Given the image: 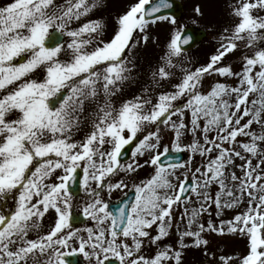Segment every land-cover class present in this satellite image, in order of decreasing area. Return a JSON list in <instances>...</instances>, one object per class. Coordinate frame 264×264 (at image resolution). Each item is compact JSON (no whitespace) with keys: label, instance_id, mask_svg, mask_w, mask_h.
I'll return each instance as SVG.
<instances>
[{"label":"snow or ice","instance_id":"6c2138e0","mask_svg":"<svg viewBox=\"0 0 264 264\" xmlns=\"http://www.w3.org/2000/svg\"><path fill=\"white\" fill-rule=\"evenodd\" d=\"M99 6L101 0H11L0 7V200L13 203L7 212L0 209V264H76L70 258L81 254L88 264H182L190 246L185 238H193L191 246H207L204 233L225 230L245 237L248 252L221 256L222 264H264V0L231 5L237 22L224 28L210 61L194 68L185 66L183 54L195 34L166 14L170 0H137L116 18L107 40L102 19L73 27ZM158 22L172 31L150 83L117 105L114 98L133 79L135 50L147 44ZM241 45L247 50L242 70L222 65ZM40 70L43 78H34ZM177 71L179 82L164 89ZM213 73L239 83L217 82L204 94V77ZM253 93L257 98L249 101ZM134 141L131 162L122 164ZM184 151L198 154L201 163L169 159ZM145 167L152 171L137 178ZM76 186L86 194L82 214L94 227H74ZM125 189L134 193L132 200L112 210L111 194ZM245 197L243 213L219 225L202 221L213 205L219 217ZM46 215L52 222L44 231ZM174 220L179 247L161 248ZM151 245L157 253L145 255Z\"/></svg>","mask_w":264,"mask_h":264},{"label":"rangeland","instance_id":"374dc122","mask_svg":"<svg viewBox=\"0 0 264 264\" xmlns=\"http://www.w3.org/2000/svg\"><path fill=\"white\" fill-rule=\"evenodd\" d=\"M183 5L184 13L181 19L178 20V25L183 30L184 28L193 26L196 29L203 30L207 33L206 39L201 42L194 50L183 54L186 58L185 66L189 68L199 67L201 65H206L210 61V57L216 54L217 48L219 47L220 40L219 37L222 34L224 28H231L236 22L237 18L233 16L231 5L236 4L237 0H178ZM11 0H0V7L10 3ZM58 3H62L63 0H57ZM137 0H101V6L97 9L93 10L89 13L88 16L82 17L81 21L75 23L73 27L78 26V24H82L87 22L88 20L93 19H102V21L106 24V35L104 39H109L113 35L114 31L117 28L116 18L124 13H126L130 6L136 3ZM199 7L200 13L196 12V8ZM193 21H196L193 23ZM172 31V26L167 22H158L155 26L151 27L150 31V39L148 40L146 45H142L135 50L136 55V67L131 73L133 79L125 86L123 94L114 98L116 100L117 105L123 99L131 98L140 93L141 89L150 83V70L155 68V66L159 62L160 56L164 54L166 43L169 40L170 32ZM65 40L69 38L64 37ZM158 41V42H157ZM246 49L241 45L234 52L229 53L224 59L221 61L222 65H231L232 70L236 72H240L242 70L243 65V55L246 53ZM63 58V57H62ZM44 72L40 70L34 74V78H43ZM181 73L177 71L176 78H174L171 82H164V89L172 90L171 84H175L179 82ZM226 83L229 86H236L239 81L237 78L233 77H224L218 74H206L203 80L202 87L200 91L204 94H207L211 87L217 83ZM164 89H157V91H162ZM227 98V97H226ZM257 96L255 93L251 94L249 97V101L252 99H256ZM235 97H232V102H234ZM251 106V105H250ZM249 117H245V121ZM190 120V115L187 117ZM244 121H242L243 123ZM252 130L259 133L261 131L259 124H253ZM212 133L211 135H214ZM83 135V133H81ZM238 140H242L244 142H248L249 138L247 137H238ZM191 140V136L185 138V143ZM136 143V142H135ZM165 143H168L166 140ZM134 150V147L132 151ZM237 150H241L237 145ZM131 151V152H132ZM131 152L129 158L126 162H121L122 164H126L131 162L132 156ZM185 154V159L183 162L192 159V167H196L201 163V157L197 154L193 157L192 153L189 151L181 152ZM215 155V153H213ZM245 155H247L245 153ZM258 162L256 158H252V163L255 165ZM235 163L237 165L243 163V161L236 159ZM236 174L242 175L239 168L235 169ZM152 169L150 167H145L140 169L136 174L137 178L146 177ZM183 169L178 170L182 172ZM123 176V173H121ZM120 177H117L119 179ZM218 186L213 185L211 191L213 195L218 191ZM131 191L130 189H125L124 192ZM124 192L119 190L113 192L111 194L109 203L116 201L124 195ZM105 197H107V192L103 193ZM79 203V210H74L73 214L82 215V208L87 201L86 194L82 187H80V193L76 196ZM224 199H227L225 197ZM192 200H196L195 194H192ZM13 203L11 199L7 202L0 200V209L7 212ZM197 204H189L188 207H197ZM248 207L247 197L243 203H241L236 208L225 209L222 215L217 217L216 215V207L212 206L211 217L207 214H204L201 217L202 221L207 222V220L212 219L214 223L219 225L220 220H230L235 215L243 213ZM182 210V208H181ZM176 218H179V211L174 213ZM84 217V216H83ZM85 222L81 225H77L74 227L78 228H86V227H94V222H90L86 217H84ZM52 222V216L46 215L44 219V231L48 230V226ZM176 221H173V228L168 237H166L161 243V248L164 244H171L174 248L179 247V234L175 228ZM155 228L153 226L152 234L155 235ZM183 230V225H181ZM30 238H35V234H31ZM203 238L209 241L207 246L195 247L192 245L193 238H185V243L190 246L183 250L182 255V264H222L219 260L221 256L224 257H242L248 252V242L245 237H242L239 234H228L225 230V234H217V233H204ZM144 254L148 256H154L158 249L155 245L145 246L143 249ZM207 253V254H205ZM214 254V256H213ZM79 259L82 260V264H88V261L81 255L78 256ZM163 264H172L171 261H165ZM229 264H240L239 259H233L229 262Z\"/></svg>","mask_w":264,"mask_h":264},{"label":"water","instance_id":"95a60500","mask_svg":"<svg viewBox=\"0 0 264 264\" xmlns=\"http://www.w3.org/2000/svg\"><path fill=\"white\" fill-rule=\"evenodd\" d=\"M170 2L172 3L173 7L171 9L165 10L166 14L174 15V16L177 17V19L180 18L181 14H182V7H181L180 3L175 1V0H170ZM184 32H187L189 34H193V33L195 34V37L190 42V44L185 46L186 51L194 48L205 37V33L204 32L198 31V30H196L194 28L186 29ZM132 146L133 145H129V146L126 147V149L124 150V155L121 157V161H126L127 160L129 152H130ZM169 159L172 160V161H175V162H181L183 158L181 156L174 155V156H170ZM78 189H79V186L73 187V189H72L73 193L77 194L78 193ZM133 196H134V194L129 192L127 194V196H125L118 203L110 205V208L112 210H115L116 207L122 206L121 201L129 202V201L132 200ZM82 222H83L82 219H79L78 217H76L74 225L82 223ZM70 259H74L76 264H80V261H77L76 257L75 258H70Z\"/></svg>","mask_w":264,"mask_h":264}]
</instances>
